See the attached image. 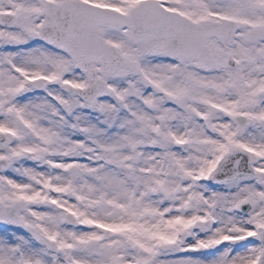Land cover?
I'll use <instances>...</instances> for the list:
<instances>
[{"label": "snow or ice", "instance_id": "6c2138e0", "mask_svg": "<svg viewBox=\"0 0 264 264\" xmlns=\"http://www.w3.org/2000/svg\"><path fill=\"white\" fill-rule=\"evenodd\" d=\"M0 264H264V0H0Z\"/></svg>", "mask_w": 264, "mask_h": 264}]
</instances>
